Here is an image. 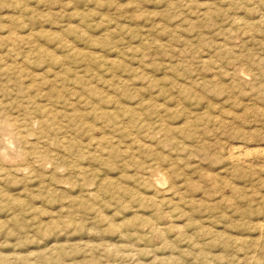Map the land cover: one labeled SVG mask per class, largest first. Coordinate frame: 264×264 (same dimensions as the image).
I'll list each match as a JSON object with an SVG mask.
<instances>
[{"label": "rangeland", "instance_id": "1", "mask_svg": "<svg viewBox=\"0 0 264 264\" xmlns=\"http://www.w3.org/2000/svg\"><path fill=\"white\" fill-rule=\"evenodd\" d=\"M0 264H264V0H0Z\"/></svg>", "mask_w": 264, "mask_h": 264}, {"label": "bare ground", "instance_id": "2", "mask_svg": "<svg viewBox=\"0 0 264 264\" xmlns=\"http://www.w3.org/2000/svg\"><path fill=\"white\" fill-rule=\"evenodd\" d=\"M238 151H239V150H238ZM233 156H234V154H233ZM234 158H235V156H234ZM234 158H233V159H234ZM236 158H237V157H236ZM236 160H239V159H236Z\"/></svg>", "mask_w": 264, "mask_h": 264}]
</instances>
